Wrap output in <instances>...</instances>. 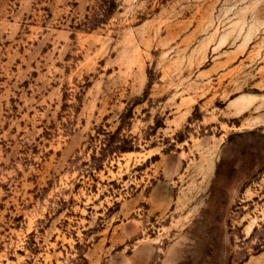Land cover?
I'll return each instance as SVG.
<instances>
[{
  "label": "rangeland",
  "instance_id": "obj_1",
  "mask_svg": "<svg viewBox=\"0 0 264 264\" xmlns=\"http://www.w3.org/2000/svg\"><path fill=\"white\" fill-rule=\"evenodd\" d=\"M0 264H264V0H0Z\"/></svg>",
  "mask_w": 264,
  "mask_h": 264
}]
</instances>
